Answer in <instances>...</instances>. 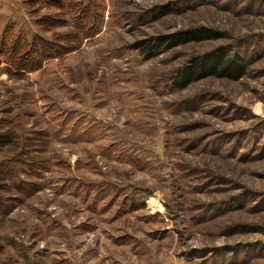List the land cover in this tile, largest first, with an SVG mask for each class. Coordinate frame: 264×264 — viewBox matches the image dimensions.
Instances as JSON below:
<instances>
[{
    "label": "rangeland",
    "instance_id": "1",
    "mask_svg": "<svg viewBox=\"0 0 264 264\" xmlns=\"http://www.w3.org/2000/svg\"><path fill=\"white\" fill-rule=\"evenodd\" d=\"M217 49L242 77L179 86ZM0 264H264V0H0Z\"/></svg>",
    "mask_w": 264,
    "mask_h": 264
},
{
    "label": "trees",
    "instance_id": "2",
    "mask_svg": "<svg viewBox=\"0 0 264 264\" xmlns=\"http://www.w3.org/2000/svg\"><path fill=\"white\" fill-rule=\"evenodd\" d=\"M45 1H48V3L51 2V0H44V2ZM78 6V11H76L74 15L76 18L73 19V24L71 25L75 33L80 37H86L90 36L92 33H96L97 29L93 27L97 21L96 18H92L95 21L93 20L91 25H80L76 21L74 22V20L82 17L84 14L88 17L96 15L95 3H79ZM215 37L216 35L209 29L206 27H200L161 36L159 37L158 42L165 46V49H168L189 41H200ZM59 42L60 43H56L38 35L33 37L31 41H28L26 37L20 40L19 38H16L12 41L13 46L9 48L10 54L13 56L10 55V62L7 65L8 72H10L11 67H13L14 69L11 71L12 73L23 75L39 67L45 59L55 58L61 55L69 49L70 44L68 45L66 41H63L65 43H62V41ZM17 54L20 55L16 56ZM245 69L246 61L244 58L237 54L229 56L226 54V51L217 49L205 55L196 57L187 67V71L181 75L180 78L183 81L179 83V86H183L207 76L235 80L242 77Z\"/></svg>",
    "mask_w": 264,
    "mask_h": 264
}]
</instances>
